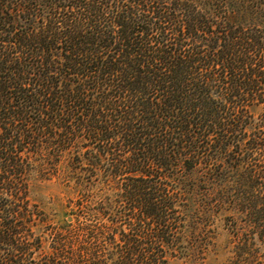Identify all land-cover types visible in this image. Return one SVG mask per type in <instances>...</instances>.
Instances as JSON below:
<instances>
[{
    "label": "trees",
    "instance_id": "16d2710c",
    "mask_svg": "<svg viewBox=\"0 0 264 264\" xmlns=\"http://www.w3.org/2000/svg\"><path fill=\"white\" fill-rule=\"evenodd\" d=\"M53 177L57 225L31 196ZM219 218L247 262L264 0H0V264H197Z\"/></svg>",
    "mask_w": 264,
    "mask_h": 264
},
{
    "label": "rangeland",
    "instance_id": "374dc122",
    "mask_svg": "<svg viewBox=\"0 0 264 264\" xmlns=\"http://www.w3.org/2000/svg\"><path fill=\"white\" fill-rule=\"evenodd\" d=\"M63 185L64 183L61 180L53 177L48 181H39L31 194L52 223L56 225L62 224L65 220H71V216L67 217L70 212V208L67 206V200L70 195ZM216 223L215 238L197 264H235L237 256L242 252V248L237 245L238 237L231 231L234 219L219 218ZM245 256L247 255L245 254ZM245 258L247 262L244 261L243 264H264V237L261 240H254V244L249 249V256ZM168 264L193 263L174 259Z\"/></svg>",
    "mask_w": 264,
    "mask_h": 264
}]
</instances>
